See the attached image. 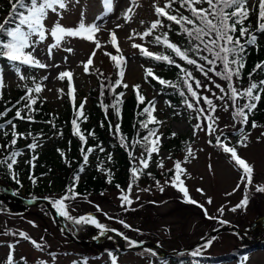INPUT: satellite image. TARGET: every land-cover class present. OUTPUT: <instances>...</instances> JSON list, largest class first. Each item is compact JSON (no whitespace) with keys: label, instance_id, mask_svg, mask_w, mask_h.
Segmentation results:
<instances>
[{"label":"rangeland","instance_id":"374dc122","mask_svg":"<svg viewBox=\"0 0 264 264\" xmlns=\"http://www.w3.org/2000/svg\"><path fill=\"white\" fill-rule=\"evenodd\" d=\"M163 1L137 0L131 20L125 23L123 13L131 6L129 0H113V10L99 20L97 17L102 16L104 12L102 0H66L67 7L61 11V16L49 13L45 25L51 28L56 22H59L66 28H75L80 23L83 13V20L86 24L96 23L101 27V31L96 34V39L99 40L101 47L96 49V55L93 57V64L89 66V72L87 74L84 72L83 64L87 62L92 51L96 48L93 41L67 38L60 47L53 49L50 59L47 49L48 45L54 41L49 36L43 43L36 46L34 52V55L48 67L41 69L10 65L7 60L0 63V77L3 78L4 85L0 88V98L14 97L16 91L25 89L24 84H32L31 78L34 77L36 81H42L43 91L39 96L46 101L48 108L55 114H62L67 107L65 97L67 98L69 80L68 78L58 79L59 73L70 71L73 74L71 83L74 88L75 103L95 87L97 66L101 67L99 71L105 75L111 74L114 81L118 78V69L114 66V62H109L104 57L106 56L105 52L110 53L115 50L109 43V33L114 31L120 49L119 55H122L126 61L123 65V82L127 83L129 87L124 88L125 97L131 94L134 85H139V90L145 97L155 103L154 113L158 119L163 121V129L166 131V128H169L175 134L185 135L187 145L178 148L177 145H172L170 149L163 147L157 156L153 154L152 161L146 170H152L155 176L156 174L159 176L156 181H160L161 186L164 187L163 192L156 186V181L149 185L147 182L142 183L139 178L133 183L130 193V198L136 200L129 207L121 206L119 191L109 190L98 197L77 198V201L70 207L68 206L69 214L76 218L91 215L106 228L113 227L114 231L122 233L123 236L134 241L135 246L141 242L138 241V239L140 240L139 230H145L146 235H156L162 241L164 240L162 246L166 249L168 246L179 248L181 245L180 249L189 248L218 229L236 227L238 230H246L250 233L238 234L235 230L217 233L207 238L194 250H200V257H219L229 256L230 253H224H236V250L244 247L248 251L247 259L243 256L237 260L234 254L233 257L221 264H264V193L256 191L258 185L264 187V136L261 135L264 133V128H252L251 126V130L247 132L248 126L246 125L247 146H240L233 142L237 134L232 135L231 132L238 131L240 125L233 119L231 102L216 100L212 95V93L220 95L215 84L227 87L226 81L219 77L210 76L214 81L210 84L204 80L202 84L207 85L211 91H205L202 88L199 93L201 96L213 99L217 106L214 113L218 117L215 125L217 132L213 135H208L206 131H197L194 135L193 126L198 121L196 120L194 125H190L185 118L180 115L175 116V111H169L164 105L162 94L146 84L145 68L150 66L151 62L148 59H142L138 54V49L132 47L133 43L141 45L140 37L134 35L133 30L135 33H142L154 17L153 5H160ZM142 21L143 23H141ZM117 24L122 27L117 28ZM130 36L133 38L129 39ZM143 46L155 53L162 52V49L156 45L146 44ZM69 47L72 49L70 53L64 50ZM15 67H20L21 73L29 79L20 81L15 73ZM154 69L157 70L156 67ZM44 77L47 79H43ZM121 88L122 86L117 89ZM224 103L228 104L227 111L224 110ZM201 106L207 107L203 105L202 101ZM200 122L202 127L206 128L208 122L204 120ZM233 124L236 126L233 127ZM221 132L223 133L222 139L226 136V142L236 146L238 155L253 166L251 185L245 187L240 179L241 170L230 160L229 155L223 153L216 146L215 137L221 135ZM162 141L165 144L167 138L163 137ZM189 146H191L195 158L190 157L186 163L182 164L186 172L181 179L184 180L190 197L203 205V209L186 203L177 189L165 184V180L173 175L168 170L173 168L174 162L184 160ZM160 160H163V169L157 167V161ZM51 184L49 181L46 186ZM238 184L239 188H237ZM146 188L149 191H143ZM197 189H201L203 194ZM56 191L57 189L53 188L51 191L45 190L42 194L36 192L34 195L43 199L45 197L59 198ZM0 193H9V191L0 189ZM229 193L231 194L229 195ZM245 195L248 196L247 206L232 211L231 209L240 203ZM21 197L28 199L24 194ZM151 199H155V206L153 203L152 206H146L148 200ZM209 200L211 203H208ZM141 205L145 207L140 208ZM97 207L102 211L98 212ZM183 207H189L193 212H185L182 210ZM221 208H223V214L219 211ZM134 215L146 219L133 218ZM208 217H214V219ZM62 219L73 239L89 237L96 240L102 236L100 230L94 225H76L64 217ZM121 220L131 227L124 228L119 223ZM56 222L51 210L46 206L28 207L18 200L2 199L0 201V264H6L10 251H12L15 264L21 262L24 264H112L113 257L117 264H152L153 257L158 256L153 251L140 248L121 252V249L133 247L121 235L119 236L124 239L123 243H120V238L115 235L104 240V237L101 238V242L96 245L82 247L71 240L69 241L62 234L61 228ZM20 232H24L30 239L26 242L14 239ZM32 241L41 244L42 248L37 249ZM141 243H151V241L146 239ZM9 245L13 246L12 249L9 248ZM108 250L112 254L108 252V256L107 254L100 256L101 251ZM52 251L56 253L53 254ZM118 251L120 252L118 253ZM79 254L95 256L84 258Z\"/></svg>","mask_w":264,"mask_h":264},{"label":"snow or ice","instance_id":"6c2138e0","mask_svg":"<svg viewBox=\"0 0 264 264\" xmlns=\"http://www.w3.org/2000/svg\"><path fill=\"white\" fill-rule=\"evenodd\" d=\"M130 5L123 13V19L125 23H128L134 12V6H137V0H129ZM11 11L0 22V59H5L10 65H20L32 68H46L48 65L42 63L35 55V49L38 44L43 43L49 36L54 41L48 45V56L51 59L53 54V49L61 46L67 38H81L88 41H93L96 48L92 51L86 63L83 64L84 72L87 74L89 72V66L93 64V57L96 55V49L101 47L98 39H96V34L101 31V27L96 23L86 24L83 20V13L81 14V21L75 28H66L62 26L59 22H56L51 28L46 27L45 21L49 13H54L58 17L61 16V11L66 9V0H9ZM104 6L103 15L97 17V19H103V16H107L113 10V0H102ZM178 5V8L173 7ZM206 5V7L204 6ZM154 13L156 19L144 30L142 33L133 34L139 36L141 40L146 37L152 36L153 40L151 43L163 46L165 49L169 50L171 54H165L163 52L155 53L149 51L143 45L132 44L134 49H139L142 56L150 58L157 62H164L167 65L174 66L179 70L180 76L179 80L182 81L184 88L187 91L180 90V85L176 82L166 80L155 74L153 69L145 68V79L151 77L152 80L156 81L159 85L166 88H174L179 91V95L183 97V105L192 112L196 113L195 119L198 121L193 126V134L195 135L197 131H206L208 135H213L217 132L215 127L218 117L214 115L217 106L214 104L213 99L207 96H201L198 92L199 89H204L205 91H211L207 85L202 84L200 80L196 79L192 71L188 68L182 66L181 63H177V59L182 61L185 65L193 66L195 71L203 75L210 83H214L209 73L215 77L226 81L227 87H221L220 84H215V87L219 89L220 95L212 93L216 100L224 102L225 100L231 102V107L233 109L232 116L234 121L238 122L240 125L239 136L240 139L238 144L240 146H247L248 135L245 133V126L248 124L249 117L252 115L257 108L258 103L262 99V94H264V79L258 82L252 81V76L257 70L264 69V62L257 63L253 69V72L249 73L250 83L246 88L240 89L235 86L234 79L238 80L241 78V72L245 68L244 55L246 51V46L256 45L257 36L251 32L249 26H246L245 21L248 20L250 12L252 11L249 6V0H166L163 6L154 4ZM59 10V11H58ZM183 10V11H180ZM184 12L188 13L187 15ZM165 21L168 23L165 24ZM143 23V21L141 22ZM176 25L179 29L177 35H183L187 38V47H181L177 43L172 42L169 39V32L172 30L171 26ZM117 28L122 27V25L117 24ZM167 28L168 31L155 34L158 29ZM239 32V36L235 33ZM256 31L264 32V0H259L258 2V12H257V25ZM109 43L113 48L116 49L117 53L120 52L118 47L117 36L115 32H110ZM130 36L129 39H132ZM243 41V42H242ZM66 52H72V49L65 48ZM106 56L114 62V66L118 69V78L115 80L114 84H109L108 88L110 91L115 93L117 87L122 86L123 88H128L129 85L123 82V65L125 64V58L122 55H112L105 52ZM219 69V70H218ZM15 73L20 81H25L29 79L21 73L20 67H15ZM72 73L70 71H63L59 73L58 79L64 80L68 78L69 87L68 95L73 101V106L75 108L74 100V88L71 83ZM103 75V73H101ZM43 79H47L44 77ZM32 85L24 84L25 95L16 102L17 105L24 101L22 108H17L15 111V120H28L29 122H34L33 117L29 115H22V113L27 110L28 113L35 111L34 105L37 104L39 94L43 91L42 81L38 82L35 78H31ZM3 85V78L0 77V88ZM105 85L101 83V95H103ZM136 92V99L138 104H143L145 102V97L140 93L139 85L133 86ZM123 93H118L115 95V103L111 105L116 115H120L119 105L122 103L121 97ZM201 101L203 105L201 106ZM239 101H243L240 103ZM167 103V102H166ZM171 106V105H169ZM16 107V105H13ZM224 110H228V104L224 103ZM84 102H81L79 107L76 108L74 112V118L71 121L73 135L77 136L84 145L87 143V138L84 132L81 130L78 121L83 119L87 120L84 115ZM12 109H6L4 112H0V117L7 115ZM155 112V103L149 101L147 106L144 107L143 111L139 115H146V119L139 121V126L141 129L146 130V134L139 139L132 141V147L139 145L143 150L139 157L133 155L131 150L128 151L130 161H138V166H133L130 168V175L132 177V182L129 183L127 192H122L119 199L121 200L122 207H129L133 201L130 198L131 189L133 183L140 178L141 173L146 170L151 161L153 154H159V142L160 135L158 134V129L156 127H149V125H158L162 123L155 118L153 113ZM207 121L206 128L202 127L200 121ZM51 123V121H47ZM7 124L11 126V141L10 145L14 148L17 144L18 138H22L24 134L16 131L17 125L13 120H7ZM236 125L233 124V127ZM252 128L259 127L255 121H252ZM53 127H55L53 125ZM5 128L4 124H0V130ZM110 130L113 126L109 125ZM6 137L9 135L7 131L3 133ZM62 135V133H60ZM114 134L119 137L121 147L128 148L125 143L126 138L123 136L120 130L119 124L114 127ZM31 135V133H29ZM89 136H95L94 132H89ZM175 135V134H173ZM221 135H216V146L219 147L223 153L229 155V158L234 164L241 170V182L244 183L245 187L249 186L253 182V166L250 165L245 159L238 155L237 147L232 146L227 143V137ZM264 136V133H261ZM38 137H33V143L27 145V147L35 152V149L39 146L36 142ZM8 147V146H4ZM100 152L104 149L99 145ZM95 149L89 147L85 151L81 148L83 155V160L85 163L88 162V156ZM22 155L19 151H11L10 154L0 159V167H6L11 178L20 184L19 177L17 176L14 166L18 163V157ZM63 156V152H61ZM195 158L191 146L187 148L186 155L183 161L174 162L173 168L169 169L173 175L165 180V184L177 189L183 196L184 201L188 204H194L197 207L203 209V205L192 199L189 195V191L185 185L182 175L185 174L186 170L182 167L183 163H186L189 158ZM37 157L32 156L31 160L28 161L29 164L32 163ZM170 158V157H169ZM111 160V156L108 157ZM157 167L163 169V160L157 161ZM83 171V168L80 169ZM110 183L112 176L110 172L105 173ZM151 176V173H148ZM33 184L36 180L29 177ZM75 177L71 186L67 187L65 194L60 196L58 199L50 200L53 207L57 213L64 217L65 219L71 221L76 225L91 224L97 227L101 234L107 231H114L112 229L106 228L103 224H100L93 216L85 215L78 218L73 217L69 214L68 205L66 201L74 200L80 193L76 189ZM156 186L161 192L164 191V187L161 186L160 181H156ZM119 188V185H117ZM240 185H237L239 188ZM143 191H149V189H143ZM198 192L203 194L201 189H197ZM257 192L264 193V187L257 186ZM231 193H229L230 195ZM211 203V200L208 201ZM248 204V196L245 195L244 198L238 203L232 211H236L237 208L246 207ZM97 211H102L97 207ZM220 213L223 214V208L219 209ZM205 215L207 212L205 210ZM209 219H214V217H208ZM111 219V217H109ZM124 228H130L131 226L124 221H119ZM35 226V225H33ZM123 236L122 233H117ZM19 236L25 240L30 239L24 232H20ZM127 240L130 246H135V242L126 236H123ZM37 249L42 248V245L36 241H32ZM12 245L9 248L12 249ZM201 255L199 249L191 252L193 258ZM245 259H247L245 257ZM7 264H14V258L12 251L9 252L7 257ZM112 264H117L116 259L113 257ZM195 264V260L193 261Z\"/></svg>","mask_w":264,"mask_h":264},{"label":"trees","instance_id":"16d2710c","mask_svg":"<svg viewBox=\"0 0 264 264\" xmlns=\"http://www.w3.org/2000/svg\"><path fill=\"white\" fill-rule=\"evenodd\" d=\"M204 6L206 7V5ZM173 7L178 8V5H174ZM10 11L11 6L9 0H0V22L7 17ZM257 12L258 10H252L248 20L245 21L246 26H249L251 32L257 36V44L246 46L244 55L245 68L241 72V78L238 80L234 79V84L240 89L246 88L249 85V73L253 72L255 65L264 62V32L256 31ZM184 14L187 15L188 13L184 12ZM167 23L168 22L165 21V24ZM171 29L172 30L169 32V39L181 47H187V38L183 35H177V32L179 31L178 27L173 24ZM164 31H168V29H158L154 35ZM235 35L239 36V32L237 31ZM144 40L151 43L153 37L149 36L144 38ZM161 47L163 53L171 54L169 50L165 49L163 46ZM2 60L3 59H0V62ZM151 62V66L161 68V71L159 72L153 70L159 77L178 83L180 85V90L185 91L187 95V91L184 88L182 81L179 80L180 73L177 68L152 59ZM177 63H181L182 66L188 68L189 71H192L195 78L200 80L201 83L205 80L210 84L203 75L195 71L193 66L185 65L178 59ZM151 66L149 68L152 69ZM101 73L102 72L100 71L97 72L96 87L92 88L87 93V98H83L75 104V108L68 99L66 101L67 107L60 115L53 113L48 108L46 102L39 96L37 104L33 106L35 111L28 113L27 110H25L22 113V115L30 114L33 117L34 122H29L26 119H13L16 109L23 107L24 101H21L19 105H17L16 102L24 95V90L18 91L14 97L0 99V112H4L6 109H12L6 116L0 117V124L5 125V128L0 130V159H3L10 154L11 151H19L22 153V155L17 158L18 163L14 166L20 184H16L11 178L6 167H0V189L8 190L9 193H14L17 196L24 194L27 195V198H37L36 195H34L36 192L42 194L45 190L51 191L54 188V190L57 189L56 193L59 194L60 198V196L65 194L67 187L72 185L74 178L78 177L75 190L80 193V196L77 198L98 197L109 190L119 191L120 193L125 192V188L131 178L130 168H132L136 162L130 161L128 151L131 150L133 155L137 157L138 152H142L143 150L139 145L132 147V141L139 139L146 134V130L141 129L139 126V121L145 120L146 115H139V113H141L144 107L147 106V100L141 91L140 93L145 97V102L143 104H138L136 92L124 98V89H115V93L110 91L108 85L114 84L113 78H111L112 75H104V73L101 75ZM209 76L213 75L209 73ZM261 79H264V69L255 71L252 76V81L254 82H258ZM147 82L154 88L161 89L164 96V104L168 110H175L176 114L186 117L190 125H194V122L196 121V113L190 111L183 105L184 98L179 95L177 89L162 87L156 81L152 80L151 77L147 78ZM101 83L105 85L103 95H101ZM121 92L123 93V96L121 97L122 103L119 105L120 115L117 116L111 105L115 103V95ZM198 92L200 93V89ZM85 99H88L89 101L88 106H85ZM81 102H84L83 111L84 115L87 117L86 121L83 119L78 121L81 130L87 138V143L84 145L81 144V141L77 136L73 135L71 124V121L74 118V112ZM13 105H16V107H13ZM7 120H13L17 125L16 131L24 134L22 138H18L17 144L14 148L10 145L12 129L11 126L7 124ZM47 121H51V123H47ZM252 121H255L260 125L259 127L264 128V94H262V99L258 103L254 113L249 117L247 132L251 130ZM110 124L113 126L112 130L109 128ZM117 124H119L121 133L126 138L125 143L128 145L127 149L121 147L119 137L114 134V127ZM53 125L55 127H53ZM158 125H149V127H155ZM4 131L9 133L7 137L3 134ZM89 132H94L95 136H89ZM29 133H31V135H29ZM60 133H62V135ZM165 134L168 140V143L166 144L168 149L172 148V145H177V148L187 145L185 136L173 135L169 130H167ZM33 137H38L36 142L39 144L35 149V152L27 147L28 144L33 143ZM239 139V137H236L234 140L235 143H238ZM97 145L102 147L104 151L100 152L99 148L96 147ZM82 147L85 151L89 147L95 149L89 154L87 163L83 160L81 152ZM61 152H63V156L61 155ZM33 155L37 158L29 164L28 161L31 160ZM109 155L111 156V160L108 159ZM81 168H83V171H80ZM106 171L111 173L112 180L110 183L105 174ZM148 173H151V176H149ZM29 177L34 178L36 183L33 184ZM158 177L157 174L155 176L154 171L144 170L140 175V181L152 185L154 181L159 179ZM49 181H51L52 184L46 186ZM117 185H119V188ZM77 198L66 201L67 205L70 207L75 201H77ZM45 199L50 201L58 198L45 197ZM152 203L155 206V199L148 200L146 206H152ZM142 207L145 206L141 205L140 208ZM182 210L189 213L193 212L189 207H183ZM133 218L146 219L139 215H134ZM110 224L112 226L111 222ZM110 224H108L109 227H111ZM111 229L115 228L111 227ZM138 236L140 237V240L138 239V241L141 242L149 239L154 243L160 244L161 242V245L164 243V240L162 241L156 235H146L145 230H139ZM21 238L22 237H20L19 234L14 237V239ZM83 240L89 241L90 238L88 237ZM181 247L182 245L179 248L168 246L167 249L169 251H174ZM101 252H103L102 254H105V251ZM247 252L248 251L243 247L236 250V253H224H230L229 256L222 254L223 256L219 257L198 256L193 258L191 252L182 255L168 256L165 259L156 256L153 257L152 260L154 262H152V264H155L156 262H159L158 264H193L194 260L195 264H221L233 257L234 254L235 259H239L241 255L245 256ZM20 264L24 263L21 262Z\"/></svg>","mask_w":264,"mask_h":264},{"label":"water","instance_id":"95a60500","mask_svg":"<svg viewBox=\"0 0 264 264\" xmlns=\"http://www.w3.org/2000/svg\"><path fill=\"white\" fill-rule=\"evenodd\" d=\"M9 197L14 198V199H17V200L20 201L21 203H24V204H26V205H28V206H36V205H40V204H41V205L48 206V207L52 210V212L54 213L55 218L58 219L59 221H61V218H60V216H58L56 210H55V209L51 206V204H50L49 202H47V201H40V200H26V199H22V198H20V197L14 196L13 194H2V195H0V199H1V198H9ZM62 229H63V233H64L68 238H70V235L68 234V232H67V230L65 229L64 225H62ZM231 230H235L236 232L241 233V234H244V233H245V234H249V233H250V232H248V231H245V230H238L236 227H232L231 229L226 228V229H220V230H217V231L211 233L207 238H209V237H211V236H213V235H215V234H217V233H222V232L231 231ZM114 235H116V233H109L106 237L103 238V240H104V239H107V238H109V237H112V236H114ZM207 238L203 239L202 241L196 243L195 245H193V246H191V247H189V248L187 247V248H184V249L179 250V251H176V252H167V251L164 250L162 247H160V246H158V245H155V244H152V243H151V244H142L141 247H142V248H148V249L155 250V251H159V252H163V253H164V256H168V255H173V254H178V253H185V252H188V251H190L191 249H194V248H196L197 246L203 244V243L207 240ZM99 242H101V240L96 241V242H90V243H89V242H77V243L80 244V245H84V246H85V245H93V244H97V243H99ZM130 250H134V249H130ZM122 251H124V250H122Z\"/></svg>","mask_w":264,"mask_h":264},{"label":"bare ground","instance_id":"6f19581e","mask_svg":"<svg viewBox=\"0 0 264 264\" xmlns=\"http://www.w3.org/2000/svg\"><path fill=\"white\" fill-rule=\"evenodd\" d=\"M19 240H24V241H26L25 239H23V238H21V239H19ZM52 253L54 254V253H56L55 251H52ZM92 255V254H91Z\"/></svg>","mask_w":264,"mask_h":264}]
</instances>
